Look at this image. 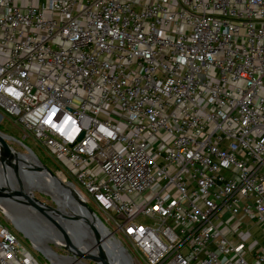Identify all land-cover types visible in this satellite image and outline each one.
Listing matches in <instances>:
<instances>
[{
	"label": "built area",
	"instance_id": "2783aa9c",
	"mask_svg": "<svg viewBox=\"0 0 264 264\" xmlns=\"http://www.w3.org/2000/svg\"><path fill=\"white\" fill-rule=\"evenodd\" d=\"M5 118L139 264H264V0H0Z\"/></svg>",
	"mask_w": 264,
	"mask_h": 264
},
{
	"label": "bare ground",
	"instance_id": "6f19581e",
	"mask_svg": "<svg viewBox=\"0 0 264 264\" xmlns=\"http://www.w3.org/2000/svg\"><path fill=\"white\" fill-rule=\"evenodd\" d=\"M14 154V152H13ZM31 157V156H30ZM34 161H36L33 157H31ZM10 162L14 165H18L19 168V178L24 180L25 171L24 169L30 170L32 175V181L30 182H21L25 190L32 189L37 187L41 190H44L50 194H52L58 204V210L62 206H65V203L70 206L73 210L76 211V215H71V217H77L87 221L84 217L86 216L81 201L72 195L67 187L62 186L61 184L54 181L53 178L50 176H45V178H41L38 175V170L41 167L40 163L37 162L39 165L37 167H33L32 165H24L22 164V160L17 158L14 154V157L11 158ZM37 176V177H36ZM11 187V188H10ZM12 189V190H11ZM11 191H19L20 190V183L18 181L17 176L12 172L10 165L7 163L2 162V152L0 149V191L8 192ZM68 202V203H67ZM70 203V204H69ZM68 209V208H67ZM0 210L6 215V217L10 220H16L20 215L25 217V222L28 224L36 226L41 229H45L49 232L47 238L41 239L39 236H36L35 233L29 229L24 230L26 235L31 239L34 247L43 253L53 264H86L84 262L78 261L75 258L71 257H60L51 249L48 248L46 242L58 243L62 244L65 243L64 239L56 234V231L52 232V226L44 219V217L36 214V211L29 209L27 206L15 205L11 206L7 202H0ZM60 211V210H59ZM56 210H52L55 215H60V212ZM68 220V218H66ZM67 220H62V224L67 225ZM90 224L89 228V235L87 239L80 244L76 245V248L79 249L80 253L84 255L85 253H90V255H84L85 257H92L97 259L100 257V252L103 254V257L109 260L112 264H134L127 262L121 257L120 252V245L117 241L109 234L107 230L102 227H96L91 222H87ZM68 229L71 230V224L68 225ZM102 238V239H101ZM106 239V240H105ZM99 247V249H98ZM101 247V248H100Z\"/></svg>",
	"mask_w": 264,
	"mask_h": 264
},
{
	"label": "water",
	"instance_id": "95a60500",
	"mask_svg": "<svg viewBox=\"0 0 264 264\" xmlns=\"http://www.w3.org/2000/svg\"><path fill=\"white\" fill-rule=\"evenodd\" d=\"M11 139H12L11 137H8V136L0 133V149L2 152V162L10 165L12 172L17 176L18 181L20 183V190L19 191H16V190L11 191L12 190L11 189L8 192L0 191V202H7L11 206L23 204V205L27 206L29 209L36 211L39 214H41L44 217V219L52 226V228H53L52 232L56 231L57 232L56 234H58L60 237H62L65 240V242L67 243V247H64V248L71 254L70 256H73L74 254H76V259H78V258L80 259V257L82 256V253H80V251H78V249L76 248V245H80L83 242V240L85 241L87 239L88 235L90 234L89 233L90 224L87 222L89 221L93 225H95L96 227L97 226L102 227L105 230H107V228L96 217L94 212L84 202V200L75 191H73V189H71L68 185L64 184L59 178H57L52 172H50L48 170V168H46V166L43 165L39 161V159L36 157V155L34 154V152L30 148L23 146L25 151H26V154H19V153L15 152L13 150V148L11 147V145L9 144V141ZM13 152L17 158L21 159L23 155H27V156L29 155V156L33 157L37 162H39L41 167L38 170L39 173L37 176H39L41 178H43V177L45 178V176L48 175L51 178H53L55 182L61 184L64 187H67L69 192L72 195H75V197L81 201L83 210L86 213L85 214L86 216L84 218L87 221L80 219V218H77V217H71V216H67V217H65V216L60 217L59 216V217H57L54 214V212H52V210L59 211L58 208L55 209L49 205H46L45 203L36 199L33 196V194L29 195L27 193V191L25 190L23 183H21V182L32 181L33 178H32V175L30 173L31 171L27 170V168L24 169L23 170V171H25V175L23 176L24 180L19 178L20 173H19L18 165H14L12 162H10L11 158L14 157ZM22 164H24V162H22ZM55 204L58 207V204L56 201H55ZM1 212L3 213V211H1ZM23 217H25V216L20 215V217H18L16 220H10V219L9 220L11 221V225L13 226L14 230L19 235H22V237L24 239L31 241V239L28 237V235H26V233L24 231L26 229L33 231L35 233V235L39 236L42 240L47 238L48 235H50L49 232L46 231L45 229H41V228H38L36 226L28 224V222H25ZM66 218H69V220H67ZM70 218H72V219H70ZM62 220H67V225L62 224ZM69 224H71V230L68 229ZM109 234H111V236H112V233L109 232ZM116 241L121 247V249H120L121 257L124 260H126L127 262L131 263L132 258L130 256V254L127 252V250L124 247L121 246V244L118 240H116ZM98 249H99V247H98ZM99 255H100V257H98L97 259H94L92 257H83V258L89 262L94 263V264H112L109 260H107L103 257V254H101V252Z\"/></svg>",
	"mask_w": 264,
	"mask_h": 264
},
{
	"label": "rangeland",
	"instance_id": "374dc122",
	"mask_svg": "<svg viewBox=\"0 0 264 264\" xmlns=\"http://www.w3.org/2000/svg\"><path fill=\"white\" fill-rule=\"evenodd\" d=\"M141 1H142V3H149V1L151 2L153 0H141ZM0 133L12 138L9 141V144L11 145V147L13 148V150L15 152H17L19 154H26V151H25L23 146L30 148L34 152L36 157L39 159V161L43 165H45L46 168H48V170L50 172H52L57 178H59L62 181L60 175H58L57 173L60 171L63 172V169L61 168L59 163H57L55 160H53L51 153L48 150L39 147L30 137L24 139L21 130H19L17 127H15L6 118L3 119L2 122H0ZM21 160H22V162H24V165H26V164L32 165L33 167H37L39 165L29 155L28 156L23 155ZM27 193L29 195L33 194V196L36 199L45 203L46 205H49L55 209L58 208L57 205L55 204V201L57 202L56 198L52 194H50L44 190H41L37 187H34L32 189H28ZM146 196H147V194L144 195V197H146ZM90 207H92V209H94V211H96L95 208L91 204H90ZM59 210H60L59 211L60 215L62 217L63 216H65V217L71 216L72 214L76 215V211L73 210L72 208H70V206L66 203H65V206H63V207L61 206L59 208ZM36 214H39V213L36 212ZM39 215L42 216L41 214H39ZM96 215H97V218H99V220L103 221V217L97 211H96ZM56 216L59 217V214ZM70 219H72V218H70ZM224 219H226V217H224ZM240 219L242 220L241 221L242 228H241V230H238V231H239V235H242V240L245 242L246 247L252 252H256L261 247L264 248V223L256 224L254 222H250L247 218H244L242 216H240ZM0 220L4 224H6L11 231H15L13 226L11 225V221L1 211H0ZM68 220H69V218H68ZM142 222H147V220H143ZM235 224H237V223L235 220H233L231 222V226H233ZM106 228L110 233H112V236L120 242L121 246L127 250V252L130 254V256L133 260L132 262L134 264H139V262L136 259V255H134L132 250H131V245H130L129 240L125 239L124 237H122L119 234H115L113 232V230H111L112 229L111 227L110 228L106 227ZM225 230H226L225 236L231 240L232 234H231L229 228H228V230L227 229H225ZM20 237H21L22 248L29 251L33 255V257L37 260V262L39 264H53L43 253H41L40 251H38L34 247L32 241L24 239L22 237V235H20ZM64 242H65V240H64ZM46 245L48 246L49 249H51L53 252H55L60 257H71V258L76 259V254H74L73 256H70L71 254L64 248V247H67L66 242L62 243V244L46 242ZM78 251H79V249H78ZM84 255H90V253H88V254L85 253ZM84 255H82L80 257V259L78 258L77 260L84 262L86 264H94V263L89 262L86 259H84L83 258V257H85Z\"/></svg>",
	"mask_w": 264,
	"mask_h": 264
},
{
	"label": "crops",
	"instance_id": "0c3cea01",
	"mask_svg": "<svg viewBox=\"0 0 264 264\" xmlns=\"http://www.w3.org/2000/svg\"><path fill=\"white\" fill-rule=\"evenodd\" d=\"M238 219H240V216L238 217ZM242 221V220H241Z\"/></svg>",
	"mask_w": 264,
	"mask_h": 264
}]
</instances>
